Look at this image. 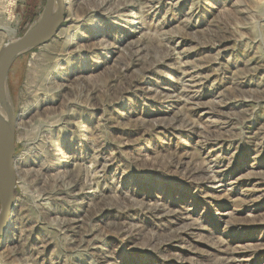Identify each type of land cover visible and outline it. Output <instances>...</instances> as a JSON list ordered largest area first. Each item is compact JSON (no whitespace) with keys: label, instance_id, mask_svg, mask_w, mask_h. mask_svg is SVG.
<instances>
[{"label":"rangeland","instance_id":"rangeland-1","mask_svg":"<svg viewBox=\"0 0 264 264\" xmlns=\"http://www.w3.org/2000/svg\"><path fill=\"white\" fill-rule=\"evenodd\" d=\"M45 2L0 0V47ZM66 2L10 71L0 264H264V0Z\"/></svg>","mask_w":264,"mask_h":264},{"label":"water","instance_id":"water-1","mask_svg":"<svg viewBox=\"0 0 264 264\" xmlns=\"http://www.w3.org/2000/svg\"><path fill=\"white\" fill-rule=\"evenodd\" d=\"M66 7V0H46L32 25L21 36L0 47V236L5 235L10 223L18 184V115L9 92L10 71L22 55L56 36L66 20Z\"/></svg>","mask_w":264,"mask_h":264},{"label":"bare ground","instance_id":"bare-ground-1","mask_svg":"<svg viewBox=\"0 0 264 264\" xmlns=\"http://www.w3.org/2000/svg\"><path fill=\"white\" fill-rule=\"evenodd\" d=\"M68 1H70V0H68ZM67 3V2H66ZM68 4V3H67ZM142 21V20H141ZM141 21H139V20H133L132 22H131V24L132 25H134V26H137L138 24H140L141 23ZM83 22V21H82ZM130 26V25H129ZM139 28V27H138ZM9 31L11 30V29H8ZM133 30H135V29H133ZM6 31V30H5ZM11 31H13V30H11ZM131 31V30H130ZM73 41V40H72ZM88 47V46H87ZM69 48V47H68ZM96 48V47H95ZM83 52V51H82ZM99 61H97V63H98Z\"/></svg>","mask_w":264,"mask_h":264}]
</instances>
